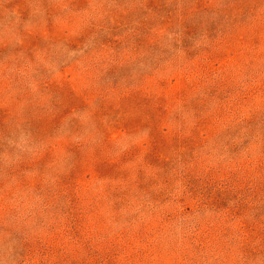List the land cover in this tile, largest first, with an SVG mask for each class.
Masks as SVG:
<instances>
[{
    "label": "rangeland",
    "instance_id": "374dc122",
    "mask_svg": "<svg viewBox=\"0 0 264 264\" xmlns=\"http://www.w3.org/2000/svg\"><path fill=\"white\" fill-rule=\"evenodd\" d=\"M0 264H264V0H0Z\"/></svg>",
    "mask_w": 264,
    "mask_h": 264
}]
</instances>
